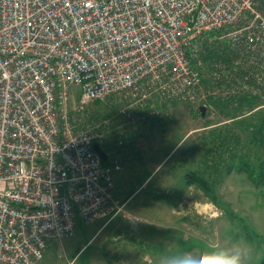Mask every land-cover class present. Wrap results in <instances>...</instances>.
<instances>
[{
    "label": "built area",
    "instance_id": "1",
    "mask_svg": "<svg viewBox=\"0 0 264 264\" xmlns=\"http://www.w3.org/2000/svg\"><path fill=\"white\" fill-rule=\"evenodd\" d=\"M154 97L264 101V0H0V264L119 212L100 135Z\"/></svg>",
    "mask_w": 264,
    "mask_h": 264
},
{
    "label": "rangeland",
    "instance_id": "2",
    "mask_svg": "<svg viewBox=\"0 0 264 264\" xmlns=\"http://www.w3.org/2000/svg\"><path fill=\"white\" fill-rule=\"evenodd\" d=\"M241 100L204 97L190 103L154 97L138 121L129 122L135 113L125 116L127 124L114 121L113 128L100 135L103 145L110 146V162L123 151L137 169L136 174L129 169L125 176L116 174L117 182L113 177L118 200L124 201L151 174L153 166L141 161L143 155L152 157L154 164L164 160L157 175L163 182L157 188L151 176L124 208L119 200L120 210L111 219L88 226L79 222L72 237L49 240L40 264H163L169 245L177 242L204 254L239 250L245 264H259L264 258V185H253L238 164L241 155H247L245 164L254 168L264 164V146L252 142L255 131L264 141L259 122L264 119V101L242 111ZM222 102L229 104L224 112L218 108ZM123 105L125 100L117 96L97 101L84 121L107 120ZM201 106L206 107L204 117ZM230 146L232 154L238 151L236 158ZM166 171L174 174L172 185L166 183ZM193 172L206 185L185 189L184 176Z\"/></svg>",
    "mask_w": 264,
    "mask_h": 264
},
{
    "label": "clouds",
    "instance_id": "3",
    "mask_svg": "<svg viewBox=\"0 0 264 264\" xmlns=\"http://www.w3.org/2000/svg\"><path fill=\"white\" fill-rule=\"evenodd\" d=\"M163 264H245V260L239 250L223 249L204 254L177 242L169 245Z\"/></svg>",
    "mask_w": 264,
    "mask_h": 264
},
{
    "label": "trees",
    "instance_id": "4",
    "mask_svg": "<svg viewBox=\"0 0 264 264\" xmlns=\"http://www.w3.org/2000/svg\"><path fill=\"white\" fill-rule=\"evenodd\" d=\"M224 101V100H223ZM227 101V100H225ZM257 100L253 99V98H242V100L239 102L238 104V109H242L245 110L247 107L249 106H253L254 104L258 103L256 102ZM230 102V101H229ZM226 105H229L228 103H220L218 105V108L224 112V110L226 111ZM262 118V117H261ZM263 119V118H262ZM259 118V122H260V129H263L264 128V119L262 120ZM245 123V122H243ZM259 131H255L253 134H252V142H255V143H260L261 145L264 146V141L263 139H261L259 136ZM238 146V145H237ZM231 147V146H230ZM234 152V148L231 147L230 149V154H231V157L232 158H236L237 156V152L235 151V153L232 154V151ZM239 150V149H238ZM246 157L247 155H244L239 158V169L238 171H242V172H245L249 178V180L251 181V183L255 186H261V185H264V164H259V166L257 168H254L252 166H250L249 164H245L246 162ZM203 162H205V160H202ZM108 163H105V165H107ZM232 167H227V169L225 170L226 172H231L232 170ZM200 184H203V185H206V182L205 180L199 175V173H189L187 175V180H186V185L188 186H194L196 185L198 188H201L200 187ZM259 264H264V258L259 262Z\"/></svg>",
    "mask_w": 264,
    "mask_h": 264
},
{
    "label": "crops",
    "instance_id": "5",
    "mask_svg": "<svg viewBox=\"0 0 264 264\" xmlns=\"http://www.w3.org/2000/svg\"><path fill=\"white\" fill-rule=\"evenodd\" d=\"M129 156V154H127V153H124L123 151H121V153H120V156H119V159H116V160H114V161H119V166H120V169L118 170V171H114L113 172V174H112V179H113V177L116 175V174H122L123 173V175L125 176L126 175V169H129L130 170V172H129V174H136V173H134L137 169L136 168H134V165H133V162L132 161H130V158L128 157ZM149 156V155H148ZM148 156H146V155H143V157L141 158V161H144V162H146V163H149L151 166H153V170H152V172H151V174H149L147 177H145L144 179H142V181L139 183V184H137L136 185V190L134 191V192H132V194H130L129 196H127V198H125L124 199V201H122V199H119L121 202H122V207L124 208L126 205H128L133 199H131V197L135 194V192H137L140 188H142V187H144V188H146L147 187V185L148 184H146L147 183V180L151 177V176H153L152 177V179H155V186H157V188H159L160 186V183H162L163 181H161L162 179H160L161 177H159V176H157L158 174H159V172H160V166H161V162L162 161H164L163 159H161L159 162H157L156 161V163L154 164L153 162H152V157H148ZM113 162V161H112ZM109 164H110V162H109ZM124 171H125V173H124ZM240 171V170H239ZM241 173H245V172H242L241 171ZM165 175H167V181H166V183L168 184V185H172V183H173V181H174V174L172 173V171H166V173H164ZM246 174V173H245ZM247 175V174H246ZM123 176V177H124ZM120 177V175H116L115 176V182H117V180H118V178ZM184 179H185V182H184V188L186 189V188H189V187H192V185L191 186H188V185H186V180H187V175L186 176H184ZM115 186V184H114V180H113V187ZM173 186H174V184H173ZM197 187V186H196ZM185 189H184V191H185ZM121 193L122 192H124L125 190H124V188H121L120 190H119ZM113 195H114V197L116 198V199H118L117 198V195H116V193L113 191ZM122 196L123 197H125L124 196V194H122ZM164 204H166L165 202H163ZM159 205H162V203H160ZM167 205V204H166ZM167 207H170V205H167ZM75 233V232H74ZM45 253H46V251H45ZM44 256H45V254H44ZM44 258V257H43ZM43 261V259L38 263V264H40L41 262Z\"/></svg>",
    "mask_w": 264,
    "mask_h": 264
},
{
    "label": "water",
    "instance_id": "6",
    "mask_svg": "<svg viewBox=\"0 0 264 264\" xmlns=\"http://www.w3.org/2000/svg\"><path fill=\"white\" fill-rule=\"evenodd\" d=\"M199 112L201 113V116L204 117L206 113V108L201 106L199 108ZM92 151L97 154L101 160V163H105L107 161V155L106 153L101 149V146L98 141H93L92 143Z\"/></svg>",
    "mask_w": 264,
    "mask_h": 264
}]
</instances>
